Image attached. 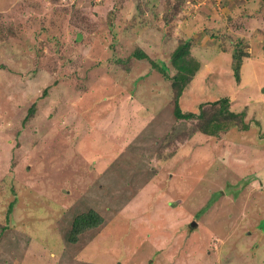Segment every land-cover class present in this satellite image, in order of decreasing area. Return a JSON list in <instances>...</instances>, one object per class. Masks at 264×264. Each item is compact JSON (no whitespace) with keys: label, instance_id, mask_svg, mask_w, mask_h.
I'll return each mask as SVG.
<instances>
[{"label":"rangeland","instance_id":"1","mask_svg":"<svg viewBox=\"0 0 264 264\" xmlns=\"http://www.w3.org/2000/svg\"><path fill=\"white\" fill-rule=\"evenodd\" d=\"M186 40L182 110L230 95L248 129L177 118L134 54L173 76ZM0 264H264V0H0Z\"/></svg>","mask_w":264,"mask_h":264},{"label":"trees","instance_id":"2","mask_svg":"<svg viewBox=\"0 0 264 264\" xmlns=\"http://www.w3.org/2000/svg\"><path fill=\"white\" fill-rule=\"evenodd\" d=\"M137 57L141 59H150L153 66L163 73L166 78L172 81V106L174 107V114L179 119L187 120H198L196 123L197 131L204 134L210 135L212 137L218 136L222 131H227L232 127V124H239L240 128L246 130L249 128V123L246 121L247 111H237L232 110L230 95L221 96L216 98L215 101L210 103H203L200 107L199 112L194 111H183L181 108V97L184 95L185 90L189 87L192 80L195 79L197 72L200 70V62L194 58L190 50V42L186 40L184 42L178 43L177 47L174 49L171 56V63L177 72L170 76L168 73V68L163 63L152 60L150 56L142 51L138 50L134 53ZM243 52L236 50L233 54L234 61L232 67L234 68L235 75L240 78V69L242 66ZM247 54V53H246ZM47 91V88L44 92ZM210 105L211 107H208ZM30 114L34 111V107L30 108ZM29 114V115H30ZM27 116V118L29 117ZM235 121V122H233ZM15 201L10 203L9 212L12 213V206ZM104 218L101 214L95 210H89L88 212L81 213L74 218L72 223V228L68 236L70 242H77L78 236L91 228L99 226L103 222Z\"/></svg>","mask_w":264,"mask_h":264},{"label":"clouds","instance_id":"3","mask_svg":"<svg viewBox=\"0 0 264 264\" xmlns=\"http://www.w3.org/2000/svg\"><path fill=\"white\" fill-rule=\"evenodd\" d=\"M207 102H208V101H206V102H203V103H207ZM203 103H202V104H203ZM189 111H192V110H189Z\"/></svg>","mask_w":264,"mask_h":264},{"label":"water","instance_id":"4","mask_svg":"<svg viewBox=\"0 0 264 264\" xmlns=\"http://www.w3.org/2000/svg\"><path fill=\"white\" fill-rule=\"evenodd\" d=\"M193 225H197V224H196V222H195V223H193Z\"/></svg>","mask_w":264,"mask_h":264}]
</instances>
